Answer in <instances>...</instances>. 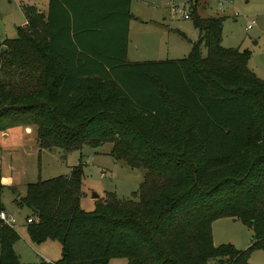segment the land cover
I'll list each match as a JSON object with an SVG mask.
<instances>
[{
  "label": "trees",
  "instance_id": "16d2710c",
  "mask_svg": "<svg viewBox=\"0 0 264 264\" xmlns=\"http://www.w3.org/2000/svg\"><path fill=\"white\" fill-rule=\"evenodd\" d=\"M22 11L26 26L0 40V131L34 125L40 149L64 152L110 142L114 159L145 170L137 199L108 192L90 211L80 207V163L28 183L17 205L36 218L25 226L32 243L58 242L54 264H249L264 250V80L248 50L221 45L220 16L192 7L199 36L187 56L128 64L118 83L69 67L43 16ZM223 217L252 231L245 250L213 244ZM18 239L0 226V264H23Z\"/></svg>",
  "mask_w": 264,
  "mask_h": 264
},
{
  "label": "rangeland",
  "instance_id": "374dc122",
  "mask_svg": "<svg viewBox=\"0 0 264 264\" xmlns=\"http://www.w3.org/2000/svg\"><path fill=\"white\" fill-rule=\"evenodd\" d=\"M9 1L0 0V38L16 36V31L10 30V24L19 15V0ZM192 7L201 17L222 18L221 45L248 50V67L264 80V0H132L131 24L135 27L131 26L129 31L130 50L133 44H137L135 35L145 30L146 40L156 45L158 43L161 48L165 45L162 57L185 58L190 50L189 40H195L198 35L190 17ZM184 12L188 18H184ZM140 19H153L154 25L159 26L158 32L154 31V38L148 31L153 28L152 25H146ZM251 20L255 21L254 25L246 29V24ZM4 33H10L8 35L11 36ZM201 51L204 55V46ZM30 127L24 131L21 125L14 126L8 129L9 133L0 134V203L5 210L15 215L18 224L32 214L30 209L17 205V199L25 194L26 185L39 179L66 176L72 166L78 163L83 166L81 209L92 210L96 200H102L108 192H113L119 199H137L145 170L141 167L132 168L124 161L114 159L110 155V142L97 147L84 145L72 152H64L59 148L40 149L36 128L34 125ZM93 193L98 198H92ZM17 232L19 239L14 244V250L23 264H54L60 258L58 242L34 244L28 239L24 227H17ZM211 235L214 245L232 243L240 251L253 241L252 231L229 217L215 219L211 224ZM39 255L47 258L49 263L39 262ZM122 260L126 261L125 258H118L107 264ZM247 262L264 264V250H251Z\"/></svg>",
  "mask_w": 264,
  "mask_h": 264
},
{
  "label": "crops",
  "instance_id": "0c3cea01",
  "mask_svg": "<svg viewBox=\"0 0 264 264\" xmlns=\"http://www.w3.org/2000/svg\"><path fill=\"white\" fill-rule=\"evenodd\" d=\"M19 1L17 8L19 15L10 24V30L14 29L16 31L17 27L26 26L27 22L22 6L34 7L43 16L44 20L48 22L52 42L69 67H84L87 72L96 74L105 75L107 73L112 79L117 81L126 76L124 72L128 68V64L181 59L162 57L165 45L161 48L158 43L156 45L153 41L146 40L147 36H144L145 30L135 35L137 44H133L132 50H130L129 31L131 26L132 28L135 27L131 24L132 0H129V2L128 0ZM8 2L10 1L8 0ZM127 11L130 12V18L126 16ZM140 20L146 25H152L151 27L153 28L148 29L152 37L154 36V31L158 32L159 26L157 24L154 25L155 21L153 19ZM4 34L8 35L10 33ZM198 36L199 33L195 40H189L190 47L192 42L198 40ZM123 38L125 39V57L124 62H121ZM3 39L5 38H0V40ZM169 49H166V51L168 52ZM117 82L120 83V81ZM21 126L24 131L31 128L30 125ZM8 129L0 131V134L9 133ZM19 227L25 228L24 223L22 222ZM114 259L118 258L111 260ZM116 264H126V261L122 260V262L120 261Z\"/></svg>",
  "mask_w": 264,
  "mask_h": 264
},
{
  "label": "built area",
  "instance_id": "2783aa9c",
  "mask_svg": "<svg viewBox=\"0 0 264 264\" xmlns=\"http://www.w3.org/2000/svg\"><path fill=\"white\" fill-rule=\"evenodd\" d=\"M175 10V8H174ZM184 18H188V14L184 12L183 14ZM255 21L251 20L249 23L246 24V29H250L254 25ZM36 218L33 214L30 216H27L24 220V225L26 226L29 223L35 222ZM0 226H5L8 227L14 231L17 232V227L20 226L18 224L17 219L15 215L7 210H5L3 207L0 206ZM18 233V232H17ZM38 261L43 262V263H49V260L47 258H44L43 256L39 255L38 256ZM37 264V263H34Z\"/></svg>",
  "mask_w": 264,
  "mask_h": 264
},
{
  "label": "water",
  "instance_id": "95a60500",
  "mask_svg": "<svg viewBox=\"0 0 264 264\" xmlns=\"http://www.w3.org/2000/svg\"><path fill=\"white\" fill-rule=\"evenodd\" d=\"M17 197H18V195H17ZM92 198H98V195L95 194V193H93V194H92Z\"/></svg>",
  "mask_w": 264,
  "mask_h": 264
}]
</instances>
